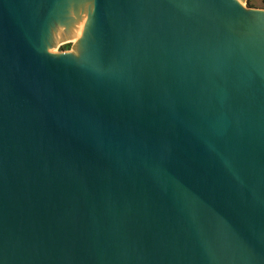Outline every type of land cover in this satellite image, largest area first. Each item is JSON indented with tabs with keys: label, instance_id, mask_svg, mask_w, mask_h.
I'll use <instances>...</instances> for the list:
<instances>
[{
	"label": "water",
	"instance_id": "obj_1",
	"mask_svg": "<svg viewBox=\"0 0 264 264\" xmlns=\"http://www.w3.org/2000/svg\"><path fill=\"white\" fill-rule=\"evenodd\" d=\"M247 1L0 0V264H264Z\"/></svg>",
	"mask_w": 264,
	"mask_h": 264
},
{
	"label": "rangeland",
	"instance_id": "obj_2",
	"mask_svg": "<svg viewBox=\"0 0 264 264\" xmlns=\"http://www.w3.org/2000/svg\"><path fill=\"white\" fill-rule=\"evenodd\" d=\"M247 6L252 8H262L264 9V0H248ZM76 41L74 40L71 44V47L69 49H65V45H57L54 52H63V51H74L73 47L75 45Z\"/></svg>",
	"mask_w": 264,
	"mask_h": 264
},
{
	"label": "trees",
	"instance_id": "obj_3",
	"mask_svg": "<svg viewBox=\"0 0 264 264\" xmlns=\"http://www.w3.org/2000/svg\"><path fill=\"white\" fill-rule=\"evenodd\" d=\"M64 47H65V49H69L71 47V44L70 43L66 44Z\"/></svg>",
	"mask_w": 264,
	"mask_h": 264
}]
</instances>
